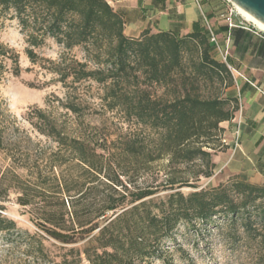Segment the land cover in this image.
<instances>
[{
  "label": "trees",
  "instance_id": "1",
  "mask_svg": "<svg viewBox=\"0 0 264 264\" xmlns=\"http://www.w3.org/2000/svg\"><path fill=\"white\" fill-rule=\"evenodd\" d=\"M9 15L27 36L32 65L74 95L76 84L98 85L103 108L136 128L110 139L97 126L69 128L36 110L33 126L56 150L13 155L0 177V191L17 196L35 228L8 218L0 195V238L8 255L19 253L17 264H172L181 226L200 236L222 222L235 239L241 233L253 264H264V184L232 175L217 187L197 185L213 177L214 154L228 149L221 125L240 110L209 32L133 38L107 0H0V19ZM48 39L68 54L40 57ZM75 50L81 59L69 55ZM7 69L22 73L19 55L0 42V73ZM79 98L61 105L82 117Z\"/></svg>",
  "mask_w": 264,
  "mask_h": 264
},
{
  "label": "rangeland",
  "instance_id": "2",
  "mask_svg": "<svg viewBox=\"0 0 264 264\" xmlns=\"http://www.w3.org/2000/svg\"><path fill=\"white\" fill-rule=\"evenodd\" d=\"M143 1L145 3L150 2L148 0ZM133 2L134 0L125 2L127 3L125 9H128V12L124 15L127 24L125 28L126 35L137 34L145 25H152L155 28L154 21H157L159 15L145 13V17L142 19L141 16L143 15H140L138 10H133ZM199 2L205 16L202 17L203 29L210 34V31H212L216 38V42L212 41V43L219 46L221 52L216 46V53L224 62L222 54L226 52L215 35L214 21L209 18L201 0ZM213 2L212 6L218 10L220 22L224 23L226 17L234 11L232 18L236 23H244L264 35V32L258 29L255 24L243 18L231 0H215ZM114 9L117 10L115 7ZM142 23H144V26H142ZM0 42L19 55L22 68L19 77L13 76L9 69L0 73V177L10 167L13 155L28 153L33 159H36L56 150L57 145L46 136L40 135L34 128L33 124L37 123L36 110H42L48 116L58 120L59 124H67L69 128L81 126L80 123L97 126L104 131L103 135L110 139H115L120 133L136 129L135 126L128 124L120 113L109 112L103 108L100 100L102 92L98 85L92 83L76 84L75 96L74 90L64 87L58 81L57 76L48 73L40 66L32 65L26 54L28 48L27 36L22 31L18 20L11 18L10 15L0 19ZM36 52L40 57L53 61H58L64 54H68L54 39H48L46 46L37 49ZM69 55L76 56L78 59L83 57V54L78 50L69 53ZM72 98L84 100V103H82L84 107L82 117H76L62 107L61 103H67ZM237 114L229 126H226L228 127L226 128L227 135H231L232 140L234 138V147L239 144L241 128V122L238 119L240 118V111ZM223 142L228 145L229 141L226 136H224ZM227 159V150L214 154L213 162L216 165L214 175L209 179L202 178L197 183L199 190L217 187L232 176L230 171L225 168ZM18 173L21 172L18 171ZM1 191L0 195L6 197ZM182 191L189 194L195 190L185 188ZM16 197L14 193H11L9 197L5 198L6 212L4 214L16 221L20 227L34 231L35 228L29 222L28 216L17 204ZM175 237L180 250H174L173 258L170 259L172 264H253L250 246L242 238L241 233L235 239L224 222L219 223L211 234L200 236L186 226H181L175 233ZM178 245L169 244L170 247H178ZM19 258V253L8 255L7 248L4 246L2 238H0V264H17Z\"/></svg>",
  "mask_w": 264,
  "mask_h": 264
},
{
  "label": "crops",
  "instance_id": "3",
  "mask_svg": "<svg viewBox=\"0 0 264 264\" xmlns=\"http://www.w3.org/2000/svg\"><path fill=\"white\" fill-rule=\"evenodd\" d=\"M123 16L128 9L127 0H107ZM134 0L133 10H138L142 19L145 13L159 15L154 26H144L137 34H128L138 38L145 30L153 33L161 31H176L187 35L196 31H205L202 25L204 13L199 0ZM215 0H201L205 11L215 24V35L227 53V64L232 68L234 86L229 88L228 94L237 99L240 108V138L238 146L234 147L231 135H227L223 123L226 139L228 138V159L225 164L232 175H240L251 183L264 184V35L248 25H229L219 21L218 10L212 6ZM126 20V19H125ZM207 21V19L205 18ZM127 27V24H126ZM154 29V30H153ZM216 59L221 58L216 53ZM239 111L237 113H239ZM236 113V116L238 115ZM227 124V125H226Z\"/></svg>",
  "mask_w": 264,
  "mask_h": 264
},
{
  "label": "water",
  "instance_id": "4",
  "mask_svg": "<svg viewBox=\"0 0 264 264\" xmlns=\"http://www.w3.org/2000/svg\"><path fill=\"white\" fill-rule=\"evenodd\" d=\"M231 2L264 24V0H231Z\"/></svg>",
  "mask_w": 264,
  "mask_h": 264
},
{
  "label": "built area",
  "instance_id": "5",
  "mask_svg": "<svg viewBox=\"0 0 264 264\" xmlns=\"http://www.w3.org/2000/svg\"><path fill=\"white\" fill-rule=\"evenodd\" d=\"M233 12L234 11H232V13L228 16V17H226V23L229 25V27L230 28H233V27H235L236 26V24L234 23V21H233V18H232V14H233ZM240 25H244V23H240ZM211 32V35H212V41H214V42H216V38L214 37V35L212 34V31H210ZM217 44V43H216ZM217 46V48H218V50L221 52V50H220V48H219V46L218 45H216ZM223 55V60H224V62L227 64V57H228V55H227V53H225V54H222ZM227 66H228V68L230 69V71H232V68L227 64ZM241 124V123H240Z\"/></svg>",
  "mask_w": 264,
  "mask_h": 264
},
{
  "label": "bare ground",
  "instance_id": "6",
  "mask_svg": "<svg viewBox=\"0 0 264 264\" xmlns=\"http://www.w3.org/2000/svg\"><path fill=\"white\" fill-rule=\"evenodd\" d=\"M236 7H237L239 13L243 16V18H245L249 22H252L253 24L256 25V27L258 29H260L261 31L264 32V24L262 22L258 21L256 18H254L252 15H250L249 13H247L246 11L241 9L240 7H238V6H236Z\"/></svg>",
  "mask_w": 264,
  "mask_h": 264
}]
</instances>
